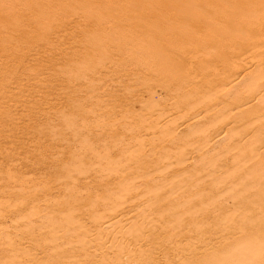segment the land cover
I'll list each match as a JSON object with an SVG mask.
<instances>
[{"label":"bare ground","instance_id":"1","mask_svg":"<svg viewBox=\"0 0 264 264\" xmlns=\"http://www.w3.org/2000/svg\"><path fill=\"white\" fill-rule=\"evenodd\" d=\"M30 1L28 0L29 3ZM52 1L61 2L57 3L58 6L56 2L49 1L51 2L49 5L54 3L59 7L54 9L61 8L60 12H56L57 14L64 11L65 17L72 13L78 18V21L73 24L77 29H81L82 25L94 29L92 30L94 38L91 35L93 39H90V42L94 44V46L92 45L93 52H97L96 55L99 56L96 58H100L98 65H101L104 84L109 81L103 94L112 97L115 102L124 101L127 103L131 102V96H135L134 100L144 104L149 109H147L149 113L146 112L147 114L145 113L146 115L142 119L143 126H140L141 123L135 124L137 121L133 122L135 117L131 123L138 127L130 126L131 123L129 126L125 124L117 126L125 130H122L125 135H127L126 131L133 135L129 138L130 143L124 144L126 146L124 147L126 148L125 155L122 152L123 148L122 153L119 154H123V159L110 162L109 160L112 159L109 158L110 155L107 154L106 157L109 160L104 157L107 161H104L106 164H115L113 167L104 168V170L107 169L106 171L112 169L108 173L114 176V183L113 187L106 188L105 192L101 190L103 195L96 193L100 197L96 195L95 199L91 198L93 201L89 199L90 202L92 201V205H99V208L96 211L87 212L86 218H84L86 220L83 222L74 218L78 215L61 220V222H67L59 223L60 225L47 220L50 225L46 228L43 222V226L46 228L45 232L41 229L34 234L35 228L38 227L35 221L39 217H37V206L32 202L29 209L31 210L30 217L27 214V217L18 216L19 219L16 222L12 220L13 223L18 224L20 221L24 222L25 228H27H23V232L25 235H29L30 240L28 239V241L31 245L29 244L27 248H17L18 244L16 246L14 240L9 241L8 239L4 243L6 246L4 245L5 247L2 248L3 254H6L4 257L10 261L8 263L22 264L23 257L33 261L32 258L37 257L34 250L41 249V252L44 253L43 256L45 255L44 258L47 257L45 261L51 264H55V262L57 264H264V220L257 223V215L264 216V0ZM43 2H47V0ZM7 3L11 5V2L4 4ZM2 4L1 2L0 5L3 7ZM32 4L35 6L37 2ZM42 4L36 5L38 8L35 11L31 8L34 15L40 20L41 13L45 11L40 8ZM47 4L44 3V6L46 7ZM27 6L30 5L22 7ZM19 7L18 9L21 8ZM75 8L77 10H73ZM10 11L12 12V10ZM49 11L54 12L53 9ZM11 12H9L11 14L9 16L12 17ZM23 13L22 11V16ZM25 13L29 14V11L26 10ZM47 15L50 17L54 14L51 15L48 12ZM47 15L45 14L44 17L46 18ZM30 16L27 17L30 18ZM69 17L68 19H70ZM4 18L1 16L0 19L4 20ZM20 18L18 20L21 22L24 18ZM6 19L5 21H7ZM48 19L45 23L49 24ZM57 19L58 23L59 19ZM30 20L31 23L35 22L33 18ZM60 20L64 23L62 22L58 26L55 23L52 24L53 27L56 26L55 29L51 24H49L51 27L46 26L44 21H42L43 23L36 21L45 26L44 30L48 27L53 28L55 39L58 40L60 32L68 29V25L71 24V21L62 20V18ZM29 23L28 21V25H30ZM24 25L26 26V24ZM37 26H34V29ZM28 28L26 27L27 32L30 30ZM38 28H42V26L40 25ZM19 29L17 28V31ZM88 30L90 31V29ZM34 31L36 32V30ZM2 32H0L1 35H4L5 31ZM41 32L44 37L43 29ZM48 32L49 30L46 34ZM84 32L82 35L86 39ZM86 33L87 36L89 33ZM26 34L20 33L19 37L20 35L26 37ZM7 35L9 36V34ZM7 35L5 34V37L9 39ZM37 35L39 34L37 33ZM48 35L50 36L49 33ZM74 36L78 38L79 35ZM37 37L41 38V36ZM12 39L9 40L16 41ZM26 39L28 38L26 37L24 42L29 43L30 39L29 41ZM51 39L50 41H52ZM9 40L7 41L10 42ZM5 42L6 40L3 43L4 47L7 43ZM72 42L73 40L70 43ZM49 43H45V46L48 47ZM12 44L9 45L12 47ZM33 44L35 45V41ZM55 45L58 44L55 43ZM27 46L28 44L26 48ZM78 46L80 47V44ZM8 47L7 49L10 48ZM0 48L3 50L2 47ZM50 48L52 47L50 46ZM36 49L34 48V50ZM70 49L67 50L70 51ZM30 50L31 53L34 52L33 49ZM251 50L258 52L257 58H253V55L252 58L248 56ZM21 51L23 52V48ZM7 52L9 51L7 50L3 54L7 56ZM17 52L19 53V50ZM76 52L78 56L80 50L79 53ZM87 53L85 52L86 55ZM26 55L28 56V53L24 57ZM96 55H93L95 61H97ZM87 56L89 60V56L92 55L88 54ZM15 59L19 58L14 57L13 61ZM79 59L85 61L84 58ZM90 60L94 61L91 58ZM4 61L6 62V60ZM21 61L23 60H19V62ZM91 61H88L87 65ZM75 62L72 64H78ZM3 64L5 63L2 62ZM96 66L97 64H95V68ZM78 68L80 66H76L75 70L77 71ZM79 70L81 71V69ZM96 72H93L92 75L98 74ZM3 73L1 74L3 75ZM76 73L74 74L76 75ZM107 73L110 74L107 75ZM99 76L98 78H100ZM8 78L11 79V77ZM5 85L2 84V87ZM118 85L126 87L127 92L118 95V91L115 92ZM155 96L158 97L157 100ZM127 103L125 104L128 105ZM114 107L116 108V106ZM125 110H127L124 111L128 114L127 117L130 116V108ZM121 115L124 114L121 112ZM108 116L110 117V115ZM124 117L119 118V121L120 119L124 120ZM139 118L141 119V117ZM123 120L122 122H124ZM114 121L111 122V125L116 124H112ZM116 121L118 123V120ZM126 124L128 123L126 122ZM111 125L104 121V124L100 126L104 130L102 131L103 136V133L106 135L108 128L109 132L116 128V125ZM116 137H113L116 143L124 142L120 140L125 136ZM99 139L101 142L102 137ZM112 140L109 142L111 143ZM107 145L109 146L108 142L105 146ZM92 148L95 149L94 146ZM102 149H105L104 146ZM130 154L134 155L135 158L131 159L134 161L130 160L131 162L124 163ZM96 173L94 171V174ZM92 177L96 179L94 176ZM224 194H227L228 197L225 199L222 196L225 202L218 201L219 195ZM193 197L198 198L201 203L199 208L194 207L196 205ZM222 197L220 196V199ZM225 204H230L233 207L230 214L222 216L218 223L209 221L212 212L227 208ZM68 206L64 207L67 212L71 208ZM14 207L18 208V206ZM73 208L76 209V204L75 206L73 204ZM86 208L89 207L86 206ZM13 209L11 208L10 212ZM20 209H15L14 212L22 211ZM48 212L50 214V211ZM45 213L42 212L41 214H44L42 216H46ZM61 213L62 216H67L63 215V211ZM5 214L7 215V213ZM52 214L48 218H52ZM56 214L59 216L58 218H62L58 215V211ZM79 220H81L80 217ZM39 223L41 222L39 221L37 224ZM202 226L207 227L208 236L205 232L201 234L198 231ZM13 227L15 228V226ZM4 231L5 229L0 226V237L3 236ZM18 232L16 231V233ZM23 238L26 240L24 236ZM66 240H68L67 247H64Z\"/></svg>","mask_w":264,"mask_h":264},{"label":"rangeland","instance_id":"2","mask_svg":"<svg viewBox=\"0 0 264 264\" xmlns=\"http://www.w3.org/2000/svg\"><path fill=\"white\" fill-rule=\"evenodd\" d=\"M3 1H5V0H0V4H1V2L3 3L2 4L3 7L0 5V7H2L0 12H3V11L4 12L0 13V15L2 14L1 15L2 18H4V17L5 18H4V20L0 19V23L2 22L0 24V30H1L0 32H2L4 30L5 33H4V35H1V33H0V37L2 36V38H0L1 39L0 42H2L0 45H2L4 43V41L6 40L7 43L6 42L5 43L10 48L8 47L9 49H7L6 44H5V47H4V44L2 46H0L3 48V50L0 48V51H2V52H0V55L3 56V57L1 56V58H0V64H1L0 65V72L3 73L4 69H5V72H7V73L4 72L3 75L0 73V77H1L0 80L3 78L0 81V85H1L0 86V92L2 93V95L0 93V103H1L0 104V202H3V203H0V216H2L0 218V220H1L0 226H2L3 229H5L4 234L2 233L3 236L0 237V249H1L0 250V264H2V263L7 264L10 261L8 259H6V257H4V256H6V254L5 253H4L5 255L3 254L2 248H4L6 246L4 243L6 241H8V239H9V241L14 240L16 242V246L18 244L17 248H27V247H29V244L31 245L30 241H28V239L30 240L29 235H25V233L23 232L24 229L27 228V227L25 228L24 222L20 221L19 224L15 223V222L17 219H19L18 216L22 215L23 217H27V214H28L29 215L28 217H30L31 210H29V209L31 206L30 204L32 202H34L35 205L37 206L36 207V209H37L36 211L38 212L37 217H39L35 221V224L38 227H36L37 229L35 228L36 231L34 230V234L36 232H38V230L41 231V229L45 232L47 226L50 225V223H48V221L49 222L51 221V223H56L57 225H60L59 223L63 224V223L67 222V221L61 222V220H65L67 217H74L75 215H78L77 217L75 216L74 218L77 219L78 221L83 222L86 220V219L84 220V218H86L87 212H89L90 210L96 211L99 208V205H92L91 204L93 199L96 198L94 196L97 195L96 193H98L99 195L100 194L103 195L104 194L103 192H105V189L108 187H113V183H114V176L109 174L112 169L110 171H106L107 169L104 170V168L115 166V164H110V165L106 164V162H107L106 159H108V158H106L107 154H108V156L110 155L109 158H112L111 160L108 159L110 162H115V161H119L120 159H123V157H122L123 154H121V155H119V154L123 152L125 155L126 148H124V147H126V146L124 144H128V142L130 143L129 138L131 137V135H133V134H130L129 131H126L127 135H128V137H127V135H125V132H122L123 129L118 128L117 126H121L122 124L129 126V123L132 122L133 117L136 118V116L138 119L134 118L133 122L137 121V122H135V124L138 123L137 125H139L141 123L140 126H143L144 121L142 119L147 114L146 112H148L149 109L146 108L144 104L139 103L138 100H134L135 96L134 97L131 96V99H132V100H130L131 102L127 103L124 101H121V102L116 101L115 102V101H113L112 97H109L107 94H103V91L106 89V85L109 84L108 83L109 81L104 84L103 75H101L102 69H100L101 65H98L100 58H96L99 56L96 55L97 52H93L94 44L92 42H90L91 41L90 39L94 38V34L92 35V33H94L92 30H94V29L91 27L86 28L83 25L81 26V29H77L73 24L76 21H78V18L75 17L72 13L69 14L70 17H69V15L67 17H65L64 11L61 14H59V13L57 14L56 12H60L59 10L61 8L57 9V10L54 8L58 7L59 6L58 4H60L61 2L55 1L56 4L58 3L57 4L58 6H57L56 4H54L55 2L52 0H51V2H54V3H52L54 5H52V4L49 5L51 3V2H49L50 0H47V2H49L48 4H47V2H43L44 0H41V1L37 0L36 1L37 4L34 0H31V1L29 0L30 3L33 1L32 3H34L38 6L43 3L40 8L42 10H45V11H43V13H41L43 20H42L41 16H40V18H41V20H40L39 17H36L34 15L35 13L33 12V10L35 11L38 8V6L35 5L36 6L35 7L32 3L30 4L28 2V0L27 1L26 0L25 1L19 0L20 2L17 0H9V1L6 0V2H11V5L9 3L4 4L6 2H3ZM16 2L20 3V4H17ZM12 3H13V5H12ZM38 3H40V4H38ZM44 3L47 4L46 5L47 8L44 6ZM27 4H29L30 6L29 7L28 6L22 7V6H25ZM4 5H6V6H4ZM18 7L20 9H18ZM28 8H30V9L32 8L33 10L32 9L28 10ZM48 8H49V10L53 9L54 12H52V11L50 12L48 10ZM8 10H9V12H11L10 10H12V12H11L13 14L12 17L9 16L11 14H9ZM15 10H17V11H15ZM26 10H27V12L29 11V14L25 13ZM73 10H77V9L75 8ZM22 11L24 12L23 16H22ZM46 11H48L49 14H51V15L52 14H54L55 16L58 15L57 17H55L53 15L55 21L52 18L53 16H50L51 19H53V20H51L50 17H48V15H47L48 12H46ZM44 13L47 15L46 18L44 17L45 16ZM3 15H5V16H3ZM28 15H31L32 17L30 16V18H33V20L35 22L32 21V23H31L32 19L30 20V18L27 17ZM63 15H64V17H63ZM1 16H0V18H1ZM8 16H9V18H7ZM14 16H15V18H17V16H18V18H20V16H21L20 19L24 18L22 20L25 21L27 19V21L24 22L21 20V22H20V20H18V18H17V20H14L15 19ZM68 17L70 19H68ZM56 18L59 19V20L57 19L58 23L56 21ZM60 18H62V20L64 19L67 21H71V24L69 23L70 25H68V27H69L68 29L60 32V35H59L60 39L56 40L52 29L53 28L55 29L56 26L60 25L63 22L60 20ZM5 19L8 21V23L10 22L11 25L8 24L7 21H5ZM10 19H11V21H9ZM35 19L37 21H40V22L44 21V23L48 19L49 24H51V26L53 23H55L56 26H54V27L52 26L53 28H50L51 26L47 22V23H45L46 26L49 25L50 27L45 28V30H44L45 26L42 25L43 22L38 23ZM15 21H16V24L13 25V23H15ZM28 21L30 22L29 23L30 25H28ZM83 22H81V23H83ZM24 24H26V26ZM37 24H38V26H37ZM40 25L42 26V28L37 29V27H39ZM8 26H10V27H8ZM34 26H37V27H35V29H34ZM16 27L18 29L20 27V29L17 31ZM26 27L27 28L29 27L28 28V29H30L28 31L29 33L26 31ZM31 27H32V29L36 30V32L34 30H32ZM10 28L14 31L15 35ZM14 28H15V30H14ZM39 29H41V30L43 29V31L45 32V35L47 36L49 33L50 36L48 35V37H45V35H44L45 39L43 40L44 37H43V35H41V34H43V32H41V30H39ZM50 29L52 32L50 31ZM88 29H90V31ZM23 30L25 33L23 32ZM48 30H49V32L46 34V32ZM81 30H83V31H81ZM84 31L88 32L89 34L86 36L87 33ZM8 32H10V33H8ZM79 32H82V33H79ZM83 32L85 33L84 37L88 38V39L86 38L87 40L83 38V35H82ZM20 33H22V35H25L26 33L29 34L30 37H28L29 35L26 34V37L28 38L26 40L29 41V39H30L31 42L30 41H29V43L24 42L25 41L24 39L26 37H23L22 35H20V37H19ZM37 33L39 35H37ZM2 34H3V32H2ZM5 34L6 35L9 34V36L7 35L9 39L16 37L15 39H12L14 41L15 40L17 41V42L12 41L15 46L12 44V42L9 39H7L5 37ZM74 35H77V36L79 35V36H78V38H75L76 36H74ZM91 35L93 38H91ZM3 36L6 39H4ZM37 36H41V38L37 37ZM72 36H73V38H72ZM22 37L24 38L23 40H22ZM68 37L71 39L69 40ZM18 38H19V40H18ZM2 39H4V40L2 41ZM50 39L52 41H50ZM64 39H65V41H64ZM7 40H9L10 42H8ZM72 40H73V42L70 43ZM82 40L84 41V43H82L83 42ZM34 41H35V45L33 44ZM74 41H75V43H74ZM87 41H89L90 43H88ZM23 42L26 44L23 45L24 44ZM43 42L49 43L47 45L48 47H46L45 46L46 44ZM10 43L12 44V47L14 49L11 47V45H9ZM40 43L41 44L43 43V44L41 45ZM55 43L58 45L56 46ZM81 43H82V45H81ZM27 44H28V46L30 44V46H29L30 49H33V50H34V48H37V49L31 53L30 52L31 50L28 48V46L26 48ZM32 44L35 47H33ZM37 44L41 45V46L38 47ZM79 44H80V47L78 46ZM20 45H21V49L23 48V52L20 49ZM22 45H23V47H22ZM84 45H85V48H84ZM50 46L52 48H50ZM67 49H70V51L71 50H75V51L70 52ZM76 49H78V50H76ZM90 49H92V50L89 51ZM7 50L9 51V52H7L8 53L7 56L10 53L13 55L12 56L10 54L8 56L9 59H11V60L8 59L6 54H3V53H6ZM18 50H19V53L17 52ZM45 50H47V51H45ZM79 50H80V53H79ZM76 51H78V53H79L78 56L76 54L77 53ZM13 52H14L15 56H14ZM21 52H22V55H20ZM24 52H26V53H24ZM29 52H30V56H29ZM46 52H47V54H46ZM48 52H49V55H48ZM72 52H73V54H71ZM85 52L86 53L88 52L87 55L88 54L92 55L91 57L89 56V60H88V58H87L88 56L85 54ZM17 53H18V55H17ZM27 53H28L29 57L27 55H26L27 57L26 56L24 57V55ZM91 53H93V54H91ZM74 54H76L75 57H73ZM248 54L247 55L250 56V58H252V57L257 58L258 57L257 51L253 52V50H251L250 53H248ZM71 55H72V57H71ZM93 55H96L95 58L97 61L94 60ZM14 57L19 58V59L18 60L15 59V61H13ZM78 57L84 58L86 62L83 61L82 59H79ZM2 58H3V60H2ZM23 58H26V59H23ZM90 58L93 59L94 61H91ZM21 59L23 61H25V62L21 61L22 63H24L23 64L24 66L21 65L22 64L21 62H19V60H21ZM4 60H6V62ZM88 61L89 62L91 61V63L89 65H87ZM2 62L5 63V64H3L4 66L2 65ZM74 62L75 63L78 62L79 65L78 64H72ZM82 62H84V63L82 64ZM13 63H14V65H13ZM19 63H20V66H19ZM70 64H71V66H70ZM93 64H94V67L92 68ZM95 64H97L96 68H95ZM1 66H3L4 68ZM8 66H10V67H8ZM76 66L77 67L80 66V68H78V70H77L79 72L80 71L79 69H81L79 74L75 70ZM29 67H30V70H29ZM72 68H73V70H72ZM62 70H63V72H62ZM64 71H66V72H64ZM96 71H98V72H96ZM93 72L98 73L100 76L98 74H96L97 76L95 74L92 75ZM74 73H76V75ZM85 73H87V74H85ZM55 74H57V75H55ZM108 74H110V73H107V75ZM78 76H80V77H78ZM91 76L92 77L95 76V77L92 78ZM98 76L100 78H98ZM8 77H11V79ZM12 78H13V80H12ZM5 80L6 81L9 80V81L6 82ZM39 80H40V82H39ZM45 80H47V81H45ZM101 80H103V82H101ZM1 83L3 85L6 84L8 87L6 85L2 87ZM99 86H100V88H99ZM4 88H5V91H4ZM97 88H99V89H97ZM116 88H117V90L115 92L117 93V91H118V93H117L118 95L123 94L124 92L125 93L127 92L126 87L119 86ZM118 89H120V90H118ZM21 92H23L24 94ZM4 94H5V96H4ZM155 99L157 100L158 97L155 96ZM125 103H127L128 105H126ZM114 106H116V108ZM128 107L131 110V113H129L130 116H128V117H130L129 119L127 117L128 114L125 113L127 111L125 109H128ZM112 108H113V110H111ZM120 111L122 112V114L125 115V117H124V115H121ZM107 113H108V115H110V117L107 115ZM122 117H124V120L120 119V121H121L120 122L119 118H122ZM139 117H141V119ZM126 118L129 121L125 120ZM111 120L112 121L115 120L112 124L116 123L115 124L116 126L111 125V122H112ZM116 120H118V123ZM122 120L124 122H122ZM141 120H142V122H141ZM104 121L105 122L107 121L111 126H115L116 127L115 129L118 128L117 129L118 131L115 129H112L109 132L110 129L108 128L106 135H105V133H103L104 134V136H103L102 131H104V130L100 126L102 124H104ZM109 121H111V122H109ZM126 122L128 124H126ZM99 123H100V125H99ZM98 125H99V127H98ZM132 125L137 126V125H134L133 123H131L130 126H132ZM100 129H102V130L100 131ZM120 129H121V131H120ZM123 131H125V130H123ZM111 132H113V133H111ZM116 133H117V135H116ZM138 134H140V133H138ZM113 135L117 136L116 138L125 136V137H123L122 140H120V141H124V142L116 143V141H114L115 138H113L114 137ZM100 137H102V140L103 139H105V140L109 139V140H106V141L104 140L105 141V142L103 141L104 143L101 140V142H102L101 143L99 141ZM124 138L126 139V141ZM110 140H112L113 143H112V141L110 143L109 142ZM107 142L110 146L109 147L107 145L109 149L107 148V146H105L107 144ZM115 143H116V145H118V146L120 145V146L119 147L116 146ZM92 144L95 147V149L92 148L93 147ZM112 144H113L114 148L113 147L111 148ZM100 145L102 146V148L104 146L105 149H102ZM85 146H86V148H85ZM122 148L124 150L121 152ZM87 152H88V154H87ZM96 155L97 156L100 155V156L97 157ZM118 156H120V158H118ZM135 156H138V155L135 154ZM130 157L127 159V161H124V163L125 162L128 163L131 161L133 162L134 159L133 160H131V159L135 158L134 155L131 156V154H130ZM98 158H99V160H98ZM115 158H118V159L114 160ZM104 161H106V162H104ZM85 167H87V168H85ZM90 168L91 169L94 168V169L91 170ZM79 169H81V170H79ZM90 171H93V172H90ZM94 171H95V173L97 171V173L94 174ZM98 171L100 172V174ZM105 171H106V173L109 172L108 173L109 175L104 173ZM96 175H97V177H96ZM99 175L103 176L102 177L103 179L100 178L101 176H99ZM106 175H108L109 177ZM92 176H94L96 179H94ZM90 179H91V181H94V182H91ZM24 180H25V182H24ZM111 180H113V181H111ZM29 181H30V183H29ZM88 184H90V185H88ZM32 185H34L35 187ZM93 189H94V191H93ZM97 190H99V191H97ZM99 195H97V196H99ZM220 196L221 197L224 196L225 199L228 198L227 194L219 195L218 201L223 200V203L225 202L224 201L225 199L223 197L220 199ZM36 197H37V199H36ZM91 198H93V199H91ZM89 199H91L92 201L90 202ZM192 199L194 200V203L196 205L194 207L199 208L201 203L198 201V198L193 197ZM10 200H11V202L12 201L13 202L15 201V202L11 203ZM71 200H73V201H71ZM41 202H43V203H41ZM51 202H53V203H51ZM55 202H56V204H55ZM66 202H68V203H66ZM64 203H66V204L64 205ZM7 204H9V205L7 206ZM14 204H19V205H14ZM68 204H70L71 208H70V206H68ZM73 204H74V206L76 204V209H78L80 212L78 210H76L75 208H73ZM89 204H91L92 206ZM66 205L68 206V208H70V209H68L69 212H67V209H64V207ZM11 206H13V207H11ZM14 206H18V208H21L20 210H22V211L14 212L15 209H18L17 207H14ZM86 206L89 208L85 209ZM225 206H227V208H225V210L218 209V210H216L218 212H216V211L214 213L212 212L210 214L211 218L209 217V221H217V223H218L219 222L218 220L222 216L224 217L228 213L230 214V211L233 210L232 209L233 207L230 204H227V205L225 204ZM4 207H5V209L3 210ZM6 207L9 209H7ZM11 208L12 209L15 208V209H13V211H11L12 213L10 212ZM83 208H84V210H83ZM25 209H26V211H24ZM53 209L56 212H53L54 211ZM51 210H53V211H51ZM74 210H76V211H74ZM82 210L84 211V213ZM7 211L11 214L9 215V213ZM41 211L44 213L46 212L47 214L49 213L48 211H50V214H48V216H47V214L45 213V215L47 217L42 216L44 214H41L42 213ZM57 211H58V215H60V217H62L61 219L58 218L59 216H57V214H56ZM60 211L61 212L63 211L64 212L63 215H67V216H62V213ZM72 211H74V212H72ZM5 213H7V215ZM18 213H20V214H18ZM51 214H52V218L51 217L48 218L49 216H51ZM22 216H21V218H22ZM40 217L43 219H41ZM44 217H46V218H44ZM79 217L81 220H79ZM257 217H258L257 223L264 220L263 215L261 216L258 214ZM261 217H263V218L260 220ZM55 218H57L56 221H55ZM49 219H51V220H49ZM12 220L15 222L13 223ZM39 221L41 223L37 224ZM43 224H44V226H46V228L43 226ZM40 225H41V228H40ZM12 226H15V228L13 227L14 228L13 229ZM42 226L44 229L42 228ZM19 227H21V228H19ZM47 230L49 231V229H47ZM16 231L17 232L19 231V232L16 233ZM198 231L201 232V234L205 232L206 236H208L206 226H202L201 228L198 229ZM14 232L17 235H15ZM6 235H8V236H6ZM16 236H17V239L15 240ZM23 236L26 238L27 241L24 240ZM47 237H48V235H47ZM21 238H22V240H20ZM49 239H50V237H49ZM21 241H22V243H21ZM66 241L67 242L65 243L64 247H67L68 240H66ZM1 243H3V244L1 245ZM34 251L37 254V257L35 256L36 259L32 258V259H34L32 261V260H29V258L27 259V257H23L22 260H24V262H22V264L23 263L24 264H30V263L31 264H35V263L36 264H51V263H47V261H45V260H47L46 259L47 257L44 258L45 255L43 256L44 253L41 252V249L40 250L36 249ZM43 258H44V260H42ZM52 264H54V263H52ZM55 264H57V263L55 262ZM260 264H263V263H260Z\"/></svg>","mask_w":264,"mask_h":264}]
</instances>
